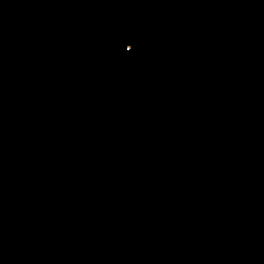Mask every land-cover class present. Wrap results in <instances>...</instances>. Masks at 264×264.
Here are the masks:
<instances>
[{
	"label": "water",
	"instance_id": "water-1",
	"mask_svg": "<svg viewBox=\"0 0 264 264\" xmlns=\"http://www.w3.org/2000/svg\"><path fill=\"white\" fill-rule=\"evenodd\" d=\"M0 264H264V0H0Z\"/></svg>",
	"mask_w": 264,
	"mask_h": 264
}]
</instances>
